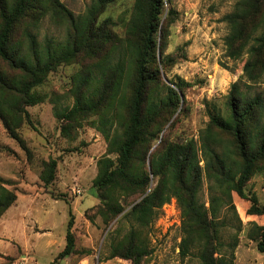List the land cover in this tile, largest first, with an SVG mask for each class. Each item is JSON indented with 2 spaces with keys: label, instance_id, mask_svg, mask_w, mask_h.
<instances>
[{
  "label": "trees",
  "instance_id": "1",
  "mask_svg": "<svg viewBox=\"0 0 264 264\" xmlns=\"http://www.w3.org/2000/svg\"><path fill=\"white\" fill-rule=\"evenodd\" d=\"M119 1L93 0L76 17L59 0H0V122L5 132L29 152L22 130L32 126L27 108L44 100L36 89L58 67L79 64L73 107L57 115L60 135L73 138L82 122L102 117L111 107L119 112L118 128L105 135L106 155L97 162L93 181L96 214L104 224L119 217L115 232L122 223L130 224L110 247L108 259L145 264L151 254L149 229L163 206L175 199L183 236L180 256L186 258L197 246L200 264H233L240 230L229 245L228 260L221 254L217 216L224 206L236 211L235 196L248 204L245 214L254 218L248 238L264 254V225L258 221L264 220V206L246 191L256 174L264 182V102L259 96L247 98L240 86L259 83L264 74V0H235L232 12L223 17L229 30L224 39L227 57L246 56L243 75L231 85L224 106L208 112V122L196 137L180 141L163 136L186 87L183 81L165 82L174 65L165 55L169 28L178 13L166 9L169 0H133L129 17H103ZM47 16L66 25L65 45L52 39L42 44L30 32ZM57 166L53 159L42 163L39 180L44 186L56 180ZM204 179L208 206L199 201ZM5 186L0 178V219L17 201ZM71 215L72 210L64 249L51 264L79 251Z\"/></svg>",
  "mask_w": 264,
  "mask_h": 264
},
{
  "label": "rangeland",
  "instance_id": "2",
  "mask_svg": "<svg viewBox=\"0 0 264 264\" xmlns=\"http://www.w3.org/2000/svg\"><path fill=\"white\" fill-rule=\"evenodd\" d=\"M59 2L77 17L85 14L93 0ZM234 2L169 0L166 4V9L172 7L178 13V19L169 28L165 55L174 60V65L165 77L175 83L183 81L186 87L177 113L166 125L163 136L174 141L196 137L208 122V112L220 110L231 85L240 83L246 56L236 60L227 57L224 39L229 30L222 21L232 12ZM132 6L133 0H121L103 17H129ZM30 32L42 44L46 39H52L62 45H65L69 33L66 25L56 24L48 16ZM80 71L79 64L62 65L36 89L44 100L27 108L32 126H25L22 130L29 152L21 150L0 122V178L18 198V202L0 219V264H51L64 249L63 238L71 210L72 231L79 251L58 264H131L128 260L108 259L110 247L126 234L130 224L122 223L115 232L119 217L105 225L94 206L98 202L93 189L97 162L106 155L105 135L107 132L113 134L118 128V107H111L102 117L82 122L73 138H63L59 132L61 122H58L57 115L73 107V78ZM240 84L247 98L259 96L264 102V74L257 84ZM176 117L178 122L169 128ZM51 159L58 162L56 180L51 186H44L39 174L42 163ZM146 168L150 170L148 160ZM246 191L254 194L259 205L264 206V182L260 174L252 177ZM75 197L78 200L73 206ZM135 197L129 200L131 204L136 201ZM209 198L204 179L199 201L208 206ZM233 203L236 211L224 206L217 216L221 254L230 259L229 245L240 230L233 264H264V254L258 251L257 243L248 238L254 221L245 214L248 204L236 196ZM258 221L264 225V220L259 218ZM182 238L180 210L172 199L163 206L149 229L151 254L145 264H200L197 246L190 249L186 258L180 256Z\"/></svg>",
  "mask_w": 264,
  "mask_h": 264
},
{
  "label": "crops",
  "instance_id": "3",
  "mask_svg": "<svg viewBox=\"0 0 264 264\" xmlns=\"http://www.w3.org/2000/svg\"><path fill=\"white\" fill-rule=\"evenodd\" d=\"M77 200H78V198H76L75 197V199L73 200V202H72V205L73 206H75L74 204H76V202H77ZM16 202H18V198H17V201ZM97 204V203H96ZM65 239V237L63 238V240ZM60 251V250H59Z\"/></svg>",
  "mask_w": 264,
  "mask_h": 264
},
{
  "label": "water",
  "instance_id": "4",
  "mask_svg": "<svg viewBox=\"0 0 264 264\" xmlns=\"http://www.w3.org/2000/svg\"><path fill=\"white\" fill-rule=\"evenodd\" d=\"M165 82L167 83V84H169V81L165 78ZM181 95V94H180Z\"/></svg>",
  "mask_w": 264,
  "mask_h": 264
}]
</instances>
